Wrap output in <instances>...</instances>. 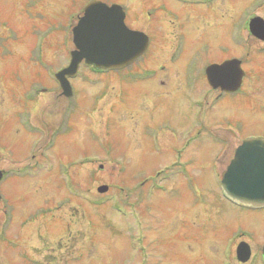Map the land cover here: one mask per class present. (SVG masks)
<instances>
[{
  "label": "rangeland",
  "instance_id": "374dc122",
  "mask_svg": "<svg viewBox=\"0 0 264 264\" xmlns=\"http://www.w3.org/2000/svg\"><path fill=\"white\" fill-rule=\"evenodd\" d=\"M88 1L0 0V264H239L240 243L259 257L264 210L238 211L220 181L244 138L264 139V73L249 81L253 104L246 96L247 102L228 99L208 110L216 119H234L237 129L224 132L211 122L215 136L201 130L208 116L203 69L219 51L212 46L203 56L202 41L193 94L182 88V69L137 82L125 71L97 74L80 64L66 98L53 75L68 65L71 29ZM98 1L121 5L126 23L153 37L155 66L165 64L182 26L173 30L166 22L162 31L154 29L163 21L154 14L159 0ZM231 1L244 9L239 54L260 65L264 58L256 57L245 28V14L256 12L245 8L256 0L218 5L229 13ZM262 6L257 13L264 15ZM197 24L203 32L204 23ZM189 26L183 27L188 34ZM193 50L190 41L187 54ZM146 58L131 71L142 72ZM186 114L193 130L180 125Z\"/></svg>",
  "mask_w": 264,
  "mask_h": 264
},
{
  "label": "flooded vegetation",
  "instance_id": "af4514ba",
  "mask_svg": "<svg viewBox=\"0 0 264 264\" xmlns=\"http://www.w3.org/2000/svg\"><path fill=\"white\" fill-rule=\"evenodd\" d=\"M224 1V6L226 7V2H228V0H159L158 4H156L155 6L154 14L155 16H159L163 21L160 22L159 20H157L156 23L158 22V24H156L157 26L154 25V29H158L159 31L162 28L164 29L165 25L163 24L166 22L169 27L173 30H177V27L180 25L182 26H180V30L177 31L174 36V42L172 41L173 44L171 46L172 49H170L167 55L168 59L166 60L164 65L159 66H155L160 61L157 52L150 50L153 37L149 35L148 31L144 32L141 31V29L138 30L137 28H132L131 26H129L126 23L127 13L124 8L120 5L124 12V24L126 28L130 31L139 32L143 34L147 38V46L142 55L136 61H134V63L127 65L121 70L115 71L113 73L117 74L125 71L128 72L126 77L129 81L136 80L137 82H140L143 80V75L148 76L150 80L151 78L155 79L159 74L161 75V78H166L167 74H169V76L172 73L177 74L179 73V70L181 71L182 69V71L185 73L184 87L182 88L185 92L193 94L192 92H194L195 90V84L198 79V76L196 74L198 72V61L196 62L194 60L197 57V54H195V52L199 53V50L196 47L202 41L204 45L203 56L208 57L207 52L209 53V50L212 49V46L216 47L217 51H219V57L213 61L209 60V62L207 63V65H205V68L203 69L204 85L207 86V90L203 92L202 99L205 100V103L207 105V112L208 110L214 109L215 105L223 104L228 99L242 100L247 102L248 97L251 100L250 104H253L252 99L254 89L252 83L258 78L255 75L256 71L264 73V60L261 61L260 65H258V60L255 57H251L249 53L245 54L246 58H243V56L239 54V49L243 45V32L242 30H239L241 29V26H238V23L243 21L244 9H242L241 3L234 4V2L231 1L230 3H232V5H235V8L232 12L227 13V10L224 9L225 7L220 8L218 5L222 4ZM101 2L105 3L107 6L116 5V3H107L105 1ZM252 3L253 5L248 4L245 9L251 8L253 11L256 12L254 13L252 11H249L247 14H245V16H247L245 28L247 26L249 35L251 36V38H253V41L257 46L256 57L264 58V15H261V13H257L259 9L263 7L262 5L264 4H258L257 0L252 1ZM82 15L83 13H81V16ZM145 15L146 18H148L151 15V12H147ZM81 16L77 18V22ZM228 17L231 18V21L229 22V46L226 44V31L224 28ZM199 20H201V23H204L203 32L198 31L200 30L199 26L196 27V25H198L197 22ZM188 24H190V34H188V32L183 29V27H188ZM149 25L150 27L152 26V24H148V26ZM212 25H214V27ZM255 25L258 26L254 27ZM190 41L191 44L193 42L195 50H193L188 55L187 51L188 47L190 46ZM228 47L233 48L235 54H230L227 57L226 54ZM186 56L189 58V62L184 66H181L182 64H178L179 61ZM144 58H146L147 61H150L143 67L139 66L140 68H144L143 70H141L142 72L131 71L137 65H139V63L142 62ZM231 61H234V64L230 68L228 81V75L226 71L221 70L218 74H214L212 72L207 73L208 69H210L211 67L221 66ZM249 81H251L252 83H249ZM190 103H193V100L190 101L189 104ZM126 109L128 110V106H126ZM185 116L181 118L180 125L182 126L183 130H193L194 120L188 114H186ZM244 118L247 121H253L251 120V116H245ZM233 120L234 119H227L224 115L221 116L220 119H216L214 115H211V113L208 112V116L206 113V118L202 120L203 125L201 130L213 135V132L211 131L214 130V128H212L211 122H217V125H219L224 132L236 131L237 129L231 127ZM178 122V120L173 121V123L177 124ZM235 122L236 124L239 123L237 119L234 121V123ZM170 124L172 125V123ZM170 124L167 122L164 123V125ZM238 132L239 131H237V133ZM179 170L176 168V174H179L181 177H183V180H188L186 176L187 172ZM159 174L160 172H158L156 176H158ZM148 180L150 179H146L144 181L147 182ZM157 189L158 191L163 192L161 186H157ZM232 204L237 206V210L240 212H260L264 210V207H247L239 204ZM189 210L190 208L187 209L186 212L188 213ZM251 250L252 249L250 247V259L245 263H241L237 259L236 248V261L239 264H252L254 260L258 258L259 262H261V264H264L262 258V248L259 257L255 256L254 254L252 255Z\"/></svg>",
  "mask_w": 264,
  "mask_h": 264
},
{
  "label": "water",
  "instance_id": "95a60500",
  "mask_svg": "<svg viewBox=\"0 0 264 264\" xmlns=\"http://www.w3.org/2000/svg\"><path fill=\"white\" fill-rule=\"evenodd\" d=\"M255 25L254 27H257ZM74 50L70 53L69 65L54 75L62 95H72L68 79L76 75L78 66L84 62L95 69H118L135 61L147 46V38L124 26V13L117 5L91 1L83 10V16L72 29ZM234 61L211 67L207 73L218 74L229 71ZM231 81V80H230ZM1 177V174H0ZM225 195L241 205L264 206V141L245 139L235 150L222 180ZM106 187L99 189L105 192ZM237 259L245 263L250 258V248L245 243L237 247ZM264 260V247L262 248Z\"/></svg>",
  "mask_w": 264,
  "mask_h": 264
}]
</instances>
